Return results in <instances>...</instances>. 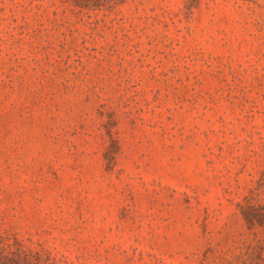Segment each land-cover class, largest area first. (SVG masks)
<instances>
[{
	"label": "rangeland",
	"instance_id": "1",
	"mask_svg": "<svg viewBox=\"0 0 264 264\" xmlns=\"http://www.w3.org/2000/svg\"><path fill=\"white\" fill-rule=\"evenodd\" d=\"M0 264H264V0H0Z\"/></svg>",
	"mask_w": 264,
	"mask_h": 264
}]
</instances>
